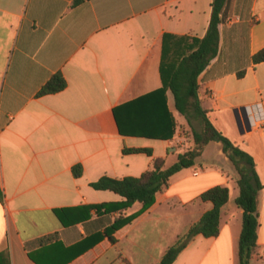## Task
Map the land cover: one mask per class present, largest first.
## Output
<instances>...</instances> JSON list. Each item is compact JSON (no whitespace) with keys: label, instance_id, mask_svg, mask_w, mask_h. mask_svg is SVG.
<instances>
[{"label":"crops","instance_id":"crops-1","mask_svg":"<svg viewBox=\"0 0 264 264\" xmlns=\"http://www.w3.org/2000/svg\"><path fill=\"white\" fill-rule=\"evenodd\" d=\"M74 2L0 0V255L8 251L10 264H160L213 209L202 194L223 186L230 199L219 236H196L173 264H240L238 173L221 144L210 143L142 213L141 203L123 209L121 195L92 186L104 176L139 178L156 158L171 167L193 147L171 91L165 101L174 136L137 132L158 120L151 114L157 100L145 97L163 87L165 51L176 63L206 36L213 0ZM219 31V53L199 77V95L213 124L256 162L262 189L251 264H264V61L253 60L264 51V0H227ZM57 73L67 88L38 96ZM102 204L109 208H92ZM137 213L115 242L105 237L117 219Z\"/></svg>","mask_w":264,"mask_h":264},{"label":"trees","instance_id":"trees-1","mask_svg":"<svg viewBox=\"0 0 264 264\" xmlns=\"http://www.w3.org/2000/svg\"><path fill=\"white\" fill-rule=\"evenodd\" d=\"M85 1L87 0H75L74 5H79ZM226 2L227 0H213L212 17L206 36L203 39H194V44L188 47V51L178 62H169L166 59L165 51L161 65L163 87L145 97L157 100L152 106L151 114L153 117H157L158 120L150 124L148 131L137 132V134L163 140H169L174 136L177 124L169 113L165 101L166 93L171 91L177 111L187 119L193 130V147L180 154L178 161L171 167L166 168L165 160L156 158L153 168L139 178L115 179L104 176L98 182L93 183L92 186L97 190H110L121 195L125 198V201L120 204L123 209L135 203H141L143 208L140 213H142L154 205L157 193L163 192L169 187L170 181L175 174L184 169L194 167L210 143H220L223 153L233 163L238 173L240 195L236 199V204L244 211L243 227L239 242L240 264H251L257 250L259 192L262 189V183L256 171V162L248 152L233 143L213 124L209 117V111L204 108L199 95V77L219 53V25L222 23V12ZM253 60L255 63L263 62L264 51L257 53ZM67 85L64 75L57 73L41 89L38 96L60 93L67 88ZM159 100H162L163 104ZM194 121L199 122L200 130L194 128ZM119 125L121 133H126L122 124L119 123ZM123 153H147L148 155H153L151 150L141 148H125ZM73 172L76 177H80L83 173L82 166H75ZM202 199L203 201L212 202L213 209L207 211L197 223L190 227L186 234L178 239L175 245L166 251L160 264H173L182 251L198 235H203L207 238L219 236L222 211L228 205L230 199L229 188L223 186L213 187L202 194ZM0 201H4V194L1 189ZM92 208L99 211L109 208V205H94ZM56 213L61 218L60 211L57 210ZM138 215L139 213L117 219L106 229L105 237L115 242L114 233L131 223ZM0 264H10L8 251L1 253Z\"/></svg>","mask_w":264,"mask_h":264},{"label":"rangeland","instance_id":"rangeland-1","mask_svg":"<svg viewBox=\"0 0 264 264\" xmlns=\"http://www.w3.org/2000/svg\"><path fill=\"white\" fill-rule=\"evenodd\" d=\"M193 126H194V128L196 129V130H200V124H199V122H197V121H194L193 122ZM185 133H186V135L188 136V137H190L191 139H193V130H192V128L189 130V131H185ZM220 144V143H219Z\"/></svg>","mask_w":264,"mask_h":264},{"label":"water","instance_id":"water-1","mask_svg":"<svg viewBox=\"0 0 264 264\" xmlns=\"http://www.w3.org/2000/svg\"><path fill=\"white\" fill-rule=\"evenodd\" d=\"M242 111H245V109L242 110ZM240 112H241V110H237V111H236V114H237V120H238L239 125H240L241 127H243L244 125H243L242 115H241Z\"/></svg>","mask_w":264,"mask_h":264}]
</instances>
